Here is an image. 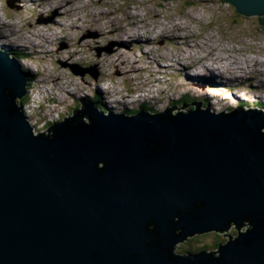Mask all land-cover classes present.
<instances>
[{
    "label": "water",
    "instance_id": "obj_1",
    "mask_svg": "<svg viewBox=\"0 0 264 264\" xmlns=\"http://www.w3.org/2000/svg\"><path fill=\"white\" fill-rule=\"evenodd\" d=\"M225 1L264 16V0ZM27 88L0 51V264H264L262 111L104 115L93 103L36 135L17 106ZM212 232L229 241L176 254Z\"/></svg>",
    "mask_w": 264,
    "mask_h": 264
},
{
    "label": "rangeland",
    "instance_id": "obj_2",
    "mask_svg": "<svg viewBox=\"0 0 264 264\" xmlns=\"http://www.w3.org/2000/svg\"><path fill=\"white\" fill-rule=\"evenodd\" d=\"M9 3L11 6L13 4L14 8H8ZM84 5L86 7L82 8ZM77 7L80 8L75 9ZM91 11L104 14L100 17L101 24H97L94 21L95 18L90 17ZM108 13L114 15L113 23L109 19L105 21ZM0 15L4 22L15 24L16 31L13 34L16 39H20L19 41L11 38L2 40L8 43L10 48L3 49L4 45L0 47V50L12 53L14 48L20 51L15 52L13 56L17 64L19 63L20 69L22 66L28 73V77L22 73L23 76L25 75L32 82L30 84L27 82L33 92H27L23 108L32 123L34 134L40 135L47 132L52 124L63 123L75 114V109L80 110L88 106L86 104H92L87 103L88 99L96 101L98 105L102 104L108 113L130 116L134 110H140L141 107L149 109L151 113H154L151 110L157 112L152 107L161 111L167 110V104L171 103L170 110L176 115L179 112L194 109L196 105L192 103H202L204 109L208 108L213 113L220 114L229 113L234 109L238 110L239 102L248 103V106L264 102V85L255 77L246 76L247 82L244 81L246 79L243 76L236 77V80L242 81L243 85L248 84L244 88L234 79L227 78L225 76L227 74H222V77L212 74L210 78H202L206 79L205 83L216 87L217 90L198 86L199 84L205 85L200 81H196L195 86H188L194 80L187 79L185 74L190 72L186 73L180 68L157 71L159 70L158 65L161 69L171 67L172 63H169V58L173 56L177 55L176 58L182 59L184 56L193 55L192 50L197 46L201 47V51H195L197 58L194 56L190 58L193 65L213 64V67L223 66L224 70H228L225 63L216 62L214 64L217 56L226 55L236 57L243 63L248 59L264 61V29L259 24L264 16L240 15L225 0H102V3L100 0H37L35 2L0 0ZM136 15L140 16L137 18ZM127 16L135 18L130 20L131 18L127 19ZM60 24L65 26L61 28L58 26ZM175 24H179L182 30L174 31V34L183 37L178 39L180 47L177 50L184 51V53L177 52L165 37H161L165 35H157V31L171 28ZM99 25H103V28ZM141 25L146 26L141 29ZM121 26L132 37H125L119 30ZM13 29L9 28L4 33H10L14 31ZM120 32L121 37H119ZM134 35L138 36L142 42H147L146 39L150 38L149 36L152 38L146 46L143 45L146 47L143 50L137 41L138 38ZM39 36L46 39L44 43L38 39ZM166 36L174 37L169 33ZM183 39H186L187 44H183L185 43ZM32 42L38 43L35 48L37 52L31 50ZM184 47H191L192 50ZM26 50L32 52L30 56L32 60L27 59L23 54ZM120 50L124 51L123 54L126 57L119 52ZM149 50H155L151 60H149V55L144 54ZM71 55L72 59H70ZM36 57L39 58L35 59ZM23 58L24 61H22ZM127 60H129L128 65L132 67L136 64L134 71L132 67L126 68L122 65V62ZM182 64H187L186 60H183ZM202 72L210 74L204 68ZM136 73L140 74L139 82L143 80L141 83L144 84L138 85ZM222 73L225 72L222 71ZM189 76L199 78L191 74ZM55 78H57L56 81H54ZM261 78L264 82V75ZM223 79H228V81H223ZM93 82L96 86L93 85L91 90H87L89 89L85 87L87 83ZM108 86L113 87L115 93H119V95L114 93L116 98L105 93V88ZM198 87L209 90L202 91ZM68 91H71V94H68ZM210 92L214 95L218 92L219 95L211 97L208 95ZM183 94H187L185 95L186 101L177 100L182 98ZM50 96L54 98V101ZM66 96L68 98L64 99ZM115 99L123 104L114 103L117 108L111 109L108 103H113ZM125 103L131 105L126 106ZM231 232L230 230L229 234ZM218 238L228 240L221 234L218 237L215 233L198 235L178 244L175 252L184 255L197 248L207 251L215 250V242Z\"/></svg>",
    "mask_w": 264,
    "mask_h": 264
},
{
    "label": "bare ground",
    "instance_id": "obj_3",
    "mask_svg": "<svg viewBox=\"0 0 264 264\" xmlns=\"http://www.w3.org/2000/svg\"><path fill=\"white\" fill-rule=\"evenodd\" d=\"M35 1H37V0H31V2H35ZM100 3H102V0H100ZM66 6V5H65ZM92 6V5H91ZM36 7V6H35ZM86 7V5H84V6H82V8H85ZM12 8H14V5H12ZM62 8H65V7H62ZM78 8H80V7H77V8H75V9H78ZM81 8V9H82ZM73 9V8H72ZM201 10V9H200ZM79 12V11H78ZM109 15H106L105 16V21L107 20V19H109V21L110 22H112V17L114 16L113 14H111V13H108ZM75 15V14H74ZM90 15V17L91 18H95L94 19V21H96V23L97 24H101V18L100 17H103V15L104 14H102V13H93L92 11H91V13L89 14ZM130 15V14H129ZM97 16H99V17H97ZM140 15H136L135 17H139ZM134 17V18H135ZM0 18H2V16L0 15ZM98 18V19H97ZM131 18V19H130ZM130 18H128V16H127V19H130V20H132V19H134L132 16L130 17ZM160 18V17H159ZM159 20V19H158ZM169 21V20H168ZM1 22L2 23H5L4 22V20L2 19L1 20ZM160 22V21H159ZM44 23H46V22H44ZM113 23V22H112ZM158 25H160V24H158ZM58 26H61V28H63L65 25L64 24H60V25H58ZM57 26V27H58ZM101 28H103L102 26L103 25H99ZM146 26V25H145ZM145 26L144 25H141L140 26V28L141 29H144L145 28ZM2 27H4V24H0V33L2 32ZM23 27V26H22ZM94 27V26H93ZM130 27V26H129ZM180 26H179V24H175V25H173L171 28H167V29H163V30H160V31H157V35L158 36H160V35H165V36H161V37H165V39L166 40H168L171 44L170 45H173V48L175 49L176 48V50L177 49H179V47L180 46H178L180 43L178 42L179 40V38H183V37H180V36H177L176 34H174V31H180V30H182V29H180L179 28ZM97 28V27H96ZM108 28V27H107ZM110 28V27H109ZM54 29V28H53ZM98 29V28H97ZM39 30V29H38ZM119 30L121 31V32H123V34L125 35V37L127 36V37H132V35H128V33H127V31H126V29L123 27V26H121L120 28H119ZM114 31H116V30H114ZM121 32H120V36L119 37H121ZM48 33V32H47ZM47 33H45V34H47ZM171 34V35H173L174 37H172V38H170V37H168V36H166V34ZM52 35V34H51ZM136 38H138V42L140 43V45H141V47H142V49L144 50V48H146L145 46L147 45L146 43L147 42H150V40H151V36H149L150 38H148V39H146V41L147 42H142V40L138 37V36H136V35H134ZM198 36V35H197ZM52 37V36H51ZM56 37V36H55ZM124 37V38H125ZM194 37V36H193ZM8 38V40H10V37H8V36H1V34H0V40H5V39H7ZM185 38V37H184ZM190 38V37H189ZM38 39H40L41 40V43H44V41L46 40V39H42V37H38ZM50 39V38H49ZM57 40V39H56ZM73 40V39H72ZM186 41V39H183V42H185ZM192 42V41H191ZM33 43V42H32ZM31 43V50L32 51H34V50H36V52H37V49H35L36 48V46H37V44L38 43H33L32 44ZM168 43V42H167ZM137 44V43H136ZM183 44H187L186 42L185 43H183ZM72 45H74V46H76L75 44H73L72 43ZM139 45V46H140ZM143 45H145V46H143ZM14 46H16V45H14ZM187 46V45H186ZM208 46V45H207ZM18 47L20 48V44L18 45ZM119 48V47H118ZM185 49L187 48V47H184ZM202 48H203V46H202ZM207 49H210L209 47H206ZM4 49V48H3ZM188 50L189 49H191L192 50V48L191 47H188L187 48ZM196 50H199V51H201V47L200 46H197V47H194L193 48V50H192V52H194V54L192 55V54H190L189 56H187V58L188 59H190V58H192L193 56H194V58H197L196 57V55H195V51ZM215 50V49H214ZM155 51V50H154ZM154 51H151V50H149V52L147 51H145L144 52V54H146V55H149V60H151V58H152V56H153V52ZM119 52H121L122 53V55L123 56H125V54H123V52L124 51H119ZM177 52H180V53H184V51H180V50H177ZM212 52V51H211ZM239 52V51H238ZM191 53V52H190ZM234 53V52H233ZM61 54V53H60ZM167 55V54H166ZM128 56V55H127ZM177 56V55H176ZM176 56H173V57H171V58H169V63L171 64L172 63V65H171V67H168V68H162L161 69V66L160 65H158V67H159V70H157V71H162L163 69H170V70H173L174 68H180V69H182V70H184V71H186V73L188 72V69L189 68H191V66H192V64H193V62H191V63H188V64H182L183 63V60L181 61V59H180V57H178V58H176ZM111 58H112V55L110 56ZM126 57V56H125ZM156 57V56H155ZM165 57V56H164ZM182 57V56H181ZM39 57H36L35 59H38ZM73 57H72V55H71V58L70 59H72ZM186 58V59H187ZM128 59V58H127ZM168 59V58H167ZM215 59V58H214ZM143 60V59H142ZM128 61L129 60H127V61H125V62H122V65L124 66V67H126V68H131L132 66H130V65H128ZM137 62H139L138 60H136ZM136 61H135V63H136ZM194 61H196L195 59H194ZM216 62H221V63H225L226 64V68L228 69V70H224V68L222 67H220V68H218V67H209V66H213V64H207V66H204V68L206 69V71H208V72H210V74L209 75H207V74H203V69H202V67H200V66H197L196 68L198 69V68H200V72L202 73V75L201 76H195V77H199V78H194V77H191V76H189V74H185V76H186V78L187 79H192V80H194L191 84H189L188 86H195L196 84H194L196 81H200L202 84H205V85H201V84H199L198 86H204V87H209V88H215V89H217L216 87H213V86H211V85H209V84H207V83H205L206 82V79H202V78H207V77H209L210 78V76H212V74L213 75H215L216 73L215 72H219V73H217L218 75H216L217 77H222V74H231V75H233V76H236V77H241V76H243L244 78L247 76L248 78H251V77H255L259 82H261L262 83V85H264V82L261 80L262 78V76L264 75V61H262V60H253V59H248V60H246V61H244V63L242 62V61H240L238 58H236V57H233V56H229V55H226V56H217V58L215 59V63L214 64H216ZM147 63V62H146ZM145 63V64H146ZM199 63V62H198ZM100 65L102 64V63H99ZM130 64V63H129ZM144 64V63H143ZM150 66V65H149ZM221 66V65H220ZM136 67V64H133V71L135 70L134 68ZM152 67V66H151ZM154 67V66H153ZM149 70V69H148ZM193 70V69H192ZM202 70V71H201ZM48 71V70H47ZM151 71V70H150ZM153 71V70H152ZM155 71V70H154ZM222 71H224L225 73H222ZM144 72V71H143ZM147 72V71H146ZM140 74H142V72H139ZM151 73V72H150ZM153 73V72H152ZM127 74H128V71H127ZM137 74V77H136V80L139 82V80L138 79H140V74H138V73H136ZM256 75V76H255ZM139 76V77H138ZM246 80H244L245 82H247L248 81V79L247 78H245ZM57 80V78H55L54 79V81H56ZM106 80H108L107 78H106ZM214 78H213V82H214ZM49 81V80H48ZM132 81H134L133 79H132ZM143 81V80H142ZM141 81V82H142ZM155 81V80H154ZM223 81H228V79L227 80H224L223 79ZM243 81V82H244ZM45 82H47V81H45ZM141 82H139V84L138 85H142V84H144V83H141ZM218 82H219V80H218ZM136 83V82H135ZM134 83V84H135ZM149 83V82H148ZM157 83H160V82H157ZM50 84V83H49ZM53 84V83H52ZM96 83L95 82H93V83H87V85L85 86V87H87V88H89V89H87V90H91V88L93 87V85H95ZM147 84V83H146ZM220 84V83H219ZM96 86V85H95ZM188 88H191V87H188ZM201 88V87H200ZM199 87H198V89L199 90H202V91H208L209 89H206V88H203V89H200ZM99 89H100V87H99ZM106 89V92L105 93H107L110 97H113V98H116L115 97V95H119V93H115V90L113 89V87H111V86H108L107 88H105ZM218 90V89H217ZM49 91V90H48ZM47 91V92H48ZM92 91H93V89H92ZM102 91V90H101ZM149 91V90H148ZM222 91V90H221ZM74 92V91H73ZM76 92V91H75ZM68 94H71V91H68L67 92ZM100 93H102V94H105L104 92H100ZM114 93H115V95H114ZM217 95H219V93L217 92L216 93ZM215 94V95H216ZM50 95V94H49ZM100 95V94H99ZM208 95H210L211 97L212 96H215L213 93H209ZM44 96V95H43ZM91 96V95H90ZM51 97V96H50ZM97 97V96H96ZM101 97H104V95L102 96L101 95ZM47 98V97H46ZM66 98H68L67 96L64 98V99H66ZM64 99H62V100H64ZM140 99V98H139ZM210 99H212V98H210ZM51 100H53L54 101V98L53 97H51ZM213 100V99H212ZM160 101V100H159ZM90 103H95L96 105H97V107H98V110L99 111H101L100 109H99V105L94 101V100H90ZM114 103H116V104H118V105H121V104H123V103H121L119 100H113V103L112 102H109L108 103V106L109 107H111V109L113 108H117L116 106H114ZM132 104H134V103H132ZM240 104H242V103H238V105H240ZM125 105L126 106H128V105H131V104H127V103H125ZM105 115H108V114H105ZM114 115H121V114H114ZM126 116H128L127 114H125ZM57 124V123H56ZM34 125V124H33ZM55 125V124H54ZM52 128V127H51ZM50 128V129H51ZM49 129V130H50ZM48 134H49V132H48ZM53 133L52 132H50V135H52Z\"/></svg>",
    "mask_w": 264,
    "mask_h": 264
},
{
    "label": "clouds",
    "instance_id": "obj_4",
    "mask_svg": "<svg viewBox=\"0 0 264 264\" xmlns=\"http://www.w3.org/2000/svg\"><path fill=\"white\" fill-rule=\"evenodd\" d=\"M9 5L10 6H8V8H10V9H12V6H11V4L9 3ZM13 5V4H12ZM1 20H2V18H0ZM7 26V27H6ZM3 29H2V32L0 33L1 34V36H8V37H10L11 39H13L14 41H19L20 39H16L15 38V36H14V32L15 31H11L10 33H7V34H5L4 33V31H6V29L5 28H11L10 27V25L9 24H7V22L4 24V27H2ZM5 45V47H4V49H8V48H10V45L8 44V43H4L2 40L0 41V47H2V46H4ZM1 51V50H0ZM3 52H6L12 59H14V56H13V54L15 53V52H20L19 50H16V49H12V53H10L9 51H5V50H2ZM23 51H25V50H23ZM26 57H27V59H29V60H32V57H30V56H32V52H28L27 50H26V52L25 53H23ZM13 56V57H12ZM16 60L18 61V59L16 58ZM22 61H24V58L22 59ZM19 62V61H18ZM19 64V63H18ZM21 72L23 73V74H25L27 77H28V73L26 72V70L21 66ZM26 80H27V82H29L28 81V79L26 78ZM32 87H30V85L28 84V88H27V92L29 91L30 93H32L33 92V89L32 90H30ZM27 96H25L24 98H26ZM24 98L22 99V100H19L18 102H17V106L19 107V108H22V113H23V115H24V117L28 120V122L30 123V125H31V127H32V123L30 122V120L28 119V115H27V113H26V111H24V108H23V106H24V103L22 104V101L24 100ZM87 103H90V99H88L87 100ZM192 104H194V105H196V104H198V103H192ZM86 105H90V104H86ZM201 105V107H202V109H204L203 107V104H200ZM196 109V108H195ZM149 109H147V108H145V107H141V109L140 110H134V113H132V115L131 116H133V115H137V114H139V113H141V112H148L149 114H151V112L150 111H148ZM204 110H206V109H204ZM259 110H261V109H259ZM75 111H76V109H75ZM106 111V113H104V112H102V111H100L102 114H107L108 112H107V109L105 110ZM167 110H163V111H161L160 110V113H164V112H166ZM263 111V113H264V110H262ZM233 111H231V112H229V113H225V114H230V113H232ZM174 114V113H173ZM214 114H216V113H214ZM219 114V113H218ZM220 114H223V112L222 113H220ZM175 115V114H174ZM177 115V114H176ZM128 116H130V115H128ZM83 121L85 122V123H89V120L88 119H86V120H84L83 119ZM54 125L52 124V127H53ZM33 129V128H32ZM43 134V133H42ZM36 135H38V134H36ZM45 135H48V132H46L45 133ZM247 231V228L246 227H243V232H246ZM229 233V232H228ZM209 234V233H208ZM196 237V236H195ZM193 238V237H192ZM190 239V238H189ZM188 239V240H189ZM186 242V241H185ZM199 250H202V249H199ZM199 252V251H198ZM187 254H189V253H187Z\"/></svg>",
    "mask_w": 264,
    "mask_h": 264
},
{
    "label": "flooded vegetation",
    "instance_id": "obj_5",
    "mask_svg": "<svg viewBox=\"0 0 264 264\" xmlns=\"http://www.w3.org/2000/svg\"><path fill=\"white\" fill-rule=\"evenodd\" d=\"M241 228H237V226H235V225H232L231 227H230V229H231V234L229 235V236H232V237H234V236H237L240 232H243V227H246L247 228V231L251 228V218L250 217H248L246 220H244V222H242L241 224ZM212 233H214V232H212ZM210 234V233H209ZM215 235L218 237L219 236V234H217V233H215ZM226 241L227 240H223L222 238H218V241L217 242H215L216 244H215V250H211L212 252H216L217 250H218V248H219V245L220 244H224V243H226ZM229 241V240H228ZM227 241V242H228ZM217 243L219 244V245H217ZM217 245V246H216ZM210 251V252H211Z\"/></svg>",
    "mask_w": 264,
    "mask_h": 264
},
{
    "label": "trees",
    "instance_id": "obj_6",
    "mask_svg": "<svg viewBox=\"0 0 264 264\" xmlns=\"http://www.w3.org/2000/svg\"><path fill=\"white\" fill-rule=\"evenodd\" d=\"M259 24H260V27L261 28H263L264 29V17L263 18H261L260 19V22H259ZM13 57V56H12ZM31 79H28V83L30 84V83H32L31 81H30ZM26 99H27V97L26 98H24V100L22 101V104H23V102H25L26 101ZM29 101V100H28ZM96 102V101H95ZM97 103V102H96ZM258 108L259 109H261V110H264V104H261L260 106H258ZM99 109L102 111V112H104V113H106V109H105V107L102 105V104H99ZM217 245H219L218 243H217ZM216 245V246H217ZM200 248H197V249H195V250H193L192 252H195V251H197V250H199ZM203 250V249H202ZM199 251H201V250H199ZM191 252V253H192ZM198 252V251H197Z\"/></svg>",
    "mask_w": 264,
    "mask_h": 264
}]
</instances>
